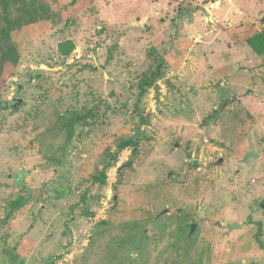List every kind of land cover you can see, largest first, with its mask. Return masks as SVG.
Wrapping results in <instances>:
<instances>
[{
    "label": "rangeland",
    "instance_id": "rangeland-1",
    "mask_svg": "<svg viewBox=\"0 0 264 264\" xmlns=\"http://www.w3.org/2000/svg\"><path fill=\"white\" fill-rule=\"evenodd\" d=\"M6 1L0 264H264V0Z\"/></svg>",
    "mask_w": 264,
    "mask_h": 264
},
{
    "label": "trees",
    "instance_id": "trees-1",
    "mask_svg": "<svg viewBox=\"0 0 264 264\" xmlns=\"http://www.w3.org/2000/svg\"><path fill=\"white\" fill-rule=\"evenodd\" d=\"M0 2H1V4H2V7L4 8V10H5V12H7L8 11V8L9 7H11L8 3H7V1L6 0H0ZM13 4H22L23 5V9L26 11V12H29V8L27 7V4L25 3V0H15V2H12ZM32 4V6L33 5H35V3L34 2H32L31 3ZM30 4V5H31ZM40 10H43V8L42 9H40ZM41 12V11H40ZM40 12H39V14H40ZM34 13L37 15L38 14V9L37 8H35V10H34ZM7 21H8V23H9V25L10 26H13L14 25V22L10 19V18H8L7 19ZM8 34H9V30H6V35L8 36ZM249 44H250V46H251V48H252V50L254 51V53H256L258 56H264V31H262V32H260L256 37H254V38H252L250 41H249ZM6 53V52H5ZM12 53V52H11ZM11 53H10V55H11ZM3 55H4V50H3ZM9 55V54H8ZM10 55L9 56H4V57H7L6 58V60H8V59H11V57H10ZM12 56V55H11ZM161 77L162 76V72H161V65H159V67H158V71H157V73L155 74V77L157 78V77ZM155 78V79H156ZM153 81L152 80H149L148 81V83H145V84H151ZM18 108V107H17ZM16 109V108H15ZM140 143L139 142H136V141H134V140H128V141H126V142H124V143H122L121 144V147H122V149H128V148H130V147H132V146H135L136 148H138L140 145H139ZM24 188V187H23ZM105 224V223H104Z\"/></svg>",
    "mask_w": 264,
    "mask_h": 264
},
{
    "label": "water",
    "instance_id": "water-1",
    "mask_svg": "<svg viewBox=\"0 0 264 264\" xmlns=\"http://www.w3.org/2000/svg\"><path fill=\"white\" fill-rule=\"evenodd\" d=\"M22 90H23V86L20 85V87H19V94H21ZM22 104H23V103H22V100H21V99H18V102H17L15 105H13V108H17V107H19V106L22 105ZM6 108L9 109L10 107L7 106ZM176 147L179 148V147H180V144H177ZM186 155H187V158H188L189 160H192V162H193V164H194V168L197 169V168L200 167V163H199V161L193 159V158H194V155H193V154H191V153H186ZM250 158L259 159V154L255 153V152H251V153H249V154L246 155V157H245V162H247ZM222 161H223V160H222ZM131 167H133V163H129L127 166L123 167V168L120 170V172H122L125 168H131ZM169 176H172V173H170ZM116 199H117V198H116ZM260 208H261V209H264V200H262V201L260 202ZM168 213H169V211L166 210V211H164V212L162 213V215H165V214H168ZM219 226H222V225L219 224ZM228 229H229L230 231H234V230H237V229H242V226H241V225H239V226H238V225H237V226H229ZM195 231H196V225H193V226H192L191 234H194Z\"/></svg>",
    "mask_w": 264,
    "mask_h": 264
},
{
    "label": "crops",
    "instance_id": "crops-1",
    "mask_svg": "<svg viewBox=\"0 0 264 264\" xmlns=\"http://www.w3.org/2000/svg\"><path fill=\"white\" fill-rule=\"evenodd\" d=\"M233 102H235V101H233ZM236 102H237V101H236ZM247 155H248V154H247ZM261 155H262V154H259V159H261ZM250 159H254V158H250ZM250 159H249V160H250ZM249 160H248V161H249ZM260 202H261V201H260ZM262 210H263V209H262ZM221 227H222V226H221Z\"/></svg>",
    "mask_w": 264,
    "mask_h": 264
}]
</instances>
